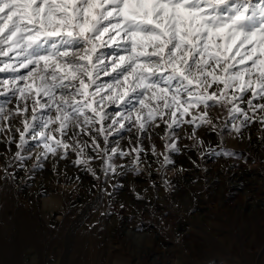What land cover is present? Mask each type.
I'll use <instances>...</instances> for the list:
<instances>
[{
  "label": "rangeland",
  "instance_id": "374dc122",
  "mask_svg": "<svg viewBox=\"0 0 264 264\" xmlns=\"http://www.w3.org/2000/svg\"><path fill=\"white\" fill-rule=\"evenodd\" d=\"M244 51L236 56L234 46L227 54L233 71L252 68L251 60L239 63ZM97 53L104 54L109 77L100 82L105 75L101 69L96 83L112 84L115 90L101 94H122L123 78L117 87L110 62L126 55L124 49L113 44L98 47ZM14 55L12 51L5 61L0 56V69L6 64L17 69L0 71V81L27 75L28 69L19 67L24 57ZM258 75L252 69L245 80L255 81ZM35 76L28 83L37 87ZM72 91L60 90L59 97ZM208 91L220 94L215 84ZM253 91L259 89L243 94L235 87L227 89L230 103L209 101L208 107L201 104L183 116L177 111L175 118L166 111L142 131L137 122L120 120L129 109L141 116L149 110L130 93L131 102H105L103 122L86 109L79 125L70 126L63 137L53 131L70 147L65 150L49 141L56 152L45 155L44 141L32 139L33 130L25 133L23 145L20 133L25 131L24 119L34 122L38 132L43 120L56 115L55 106L37 105L39 119L31 121L32 97L2 94L0 86V107L5 115L12 113L0 118V264H264V97ZM150 97L145 104L155 107L158 101ZM39 100L49 103L42 96ZM25 103L28 112L16 115ZM234 107L243 111L233 113ZM245 113L253 119L250 132L245 130ZM85 116L93 122L84 124ZM55 128L51 124L49 131ZM100 128L105 131L98 133ZM124 165H129L125 178L117 174Z\"/></svg>",
  "mask_w": 264,
  "mask_h": 264
},
{
  "label": "snow or ice",
  "instance_id": "6c2138e0",
  "mask_svg": "<svg viewBox=\"0 0 264 264\" xmlns=\"http://www.w3.org/2000/svg\"><path fill=\"white\" fill-rule=\"evenodd\" d=\"M106 34L107 40H102ZM6 43L9 51L21 49L17 55H22L24 60L19 67L28 69V73L11 81H0L4 88L2 94L11 91L23 100L31 96L32 121L39 119L37 105L40 109L55 106L56 115L43 120L38 132L33 123L24 119L25 131L20 133L23 145L27 142L25 133L33 130L32 139L44 141L45 155L55 153L56 147L65 150L70 147L62 139H56L52 132H59L63 137L70 126L79 125L86 109L103 122L107 118L103 109L105 102L128 103L134 95L141 108L149 110L141 116L129 109L120 120L135 121L142 131L156 115L163 117L166 111L175 118L177 111L183 116L201 104L208 107L209 101L230 103L224 91L233 87L242 94L259 89L258 93L253 91V95L264 97V59H261L264 57V0L257 5H252L250 0H0V45ZM113 44L126 53L110 62L111 70L117 74L116 86H121L123 78L124 87L122 94L105 96L101 93L106 89L115 90L112 84L96 83L101 69L105 75L109 74L104 54L97 53V48ZM234 46L236 56L241 55L240 49L245 50L239 63L251 60V69L232 70L235 65L229 62L227 54ZM4 55L7 52L0 47V56ZM252 69L259 72L257 79L245 80V74ZM8 70L17 71L10 64L0 69ZM34 73V80L40 81L39 87L28 83ZM130 78L132 83L128 86ZM19 81L25 84L21 86ZM213 84L217 85L219 95L208 91ZM93 87L95 90L90 91ZM56 89L73 91L68 96L57 97ZM41 93L48 97L49 103L40 104ZM149 93L151 99L158 101L155 107L145 104ZM235 99L237 97L232 96V100ZM230 111L243 110L234 107ZM27 112L25 103L23 108L17 107L15 114ZM10 115L12 113L5 115V109L0 107V118L8 119ZM206 115L202 114L201 119ZM92 122L93 118L84 117V124ZM113 123L120 121L113 120ZM51 124H57V128L49 131ZM123 127L120 123V128ZM103 131V128L97 129L98 133ZM49 141H55L56 147Z\"/></svg>",
  "mask_w": 264,
  "mask_h": 264
},
{
  "label": "bare ground",
  "instance_id": "6f19581e",
  "mask_svg": "<svg viewBox=\"0 0 264 264\" xmlns=\"http://www.w3.org/2000/svg\"><path fill=\"white\" fill-rule=\"evenodd\" d=\"M6 34V33H5ZM107 35V34H106ZM117 39H119V37L117 38ZM0 47H2L3 48V50L5 51V52H7V55H4V56H1L2 57V59L5 61V58L6 57H8V56H10V54H11V52L12 51H15L16 52V55H14V58H17V52H19V51H21V49L20 48H14L13 50H11V51H9L8 49H9V44H3V45H0ZM7 60V59H6ZM108 77H109V75H103L102 77H101V79H100V82L101 81H105V82H107L108 81ZM39 82V81H38ZM37 82V83H38ZM65 82H67V81H65ZM36 85V84H35ZM40 86V84L39 85H37V87H39ZM122 89V88H121ZM59 91H60V89H56L55 90V94H56V96L57 97H59ZM3 92V91H2ZM249 95V94H248ZM41 96L42 97H44V98H47L48 99V97H45V96H43V94L41 93ZM30 98V97H29ZM45 100V99H44ZM40 111V110H39ZM31 113V112H30ZM37 113V112H36ZM32 114V113H31ZM38 114H39V112H38ZM37 116V115H36ZM38 116H40V115H38ZM263 118V117H262ZM252 117L251 116H248V118H247V122H246V124H245V126H247V129L245 128V130L248 132H250L251 131V129L253 128V126H252ZM32 121V120H31ZM39 122V121H38ZM34 123V122H33ZM35 124H37V123H35ZM263 124H264V122H263ZM41 126V125H40ZM43 141V140H42ZM217 148H218V146H217ZM213 151V150H212ZM217 151H219V150H217ZM215 152V151H214ZM206 153V152H205ZM45 156V155H44ZM0 160H2V156L0 155ZM129 165H124V167L123 168H120L119 170H118V173L117 174H122L123 175V178H125V173H126V169H128L129 167H128ZM129 170V169H128ZM25 172V171H24ZM188 172V171H187ZM234 172V171H233ZM190 173V172H189ZM84 174V173H83ZM185 174V173H184ZM19 177L21 178V179H23V174L21 173V174H19ZM239 177V176H238ZM36 182V181H35ZM41 182V181H40ZM51 185V184H50ZM34 186V185H33ZM40 187V186H39ZM27 188V187H26ZM34 188V187H33ZM32 188V189H33ZM38 188V187H37ZM24 190V189H23ZM35 190V189H34ZM26 191V190H25ZM230 191V190H229ZM40 192V191H39ZM41 192H43V191H41ZM29 193V192H28ZM230 193V192H229ZM31 195V194H30ZM34 195V194H33ZM77 202V201H76ZM75 203V202H74ZM77 204H78V202H77ZM76 205V204H75ZM72 207H74V205L72 206ZM63 210V209H62ZM59 213V212H58ZM19 218H20V216H19ZM23 219V218H22ZM57 219H59V216L57 217ZM20 220V219H19ZM57 223V222H56ZM16 225H17V223H16ZM25 225V224H24ZM114 226H115V224H113ZM114 231V228L112 227L110 230H109V233L111 234L112 232ZM180 231H183V230H180ZM115 233V232H114ZM178 233V232H177ZM14 236V235H13ZM9 237V236H8ZM8 243V242H7ZM5 245V244H4ZM18 249V248H17ZM4 258V257H3ZM170 261V260H169ZM13 262H15V261H13ZM20 263V262H19ZM12 264V263H11ZM15 264H17V263H15Z\"/></svg>",
  "mask_w": 264,
  "mask_h": 264
}]
</instances>
